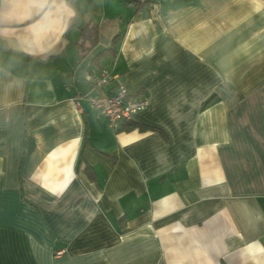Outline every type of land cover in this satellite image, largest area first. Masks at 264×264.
<instances>
[{
  "label": "crops",
  "instance_id": "obj_1",
  "mask_svg": "<svg viewBox=\"0 0 264 264\" xmlns=\"http://www.w3.org/2000/svg\"><path fill=\"white\" fill-rule=\"evenodd\" d=\"M0 264H264V0H0Z\"/></svg>",
  "mask_w": 264,
  "mask_h": 264
},
{
  "label": "built area",
  "instance_id": "obj_2",
  "mask_svg": "<svg viewBox=\"0 0 264 264\" xmlns=\"http://www.w3.org/2000/svg\"><path fill=\"white\" fill-rule=\"evenodd\" d=\"M135 5H142L151 0H130ZM113 80V76L107 70H102L99 75H93L91 83L97 88H101L105 83ZM90 104L104 115L109 126L116 130L122 121H130L133 116L146 109L148 99L144 96L136 97L132 95L125 85L117 82L111 92L100 91L98 94L89 97Z\"/></svg>",
  "mask_w": 264,
  "mask_h": 264
},
{
  "label": "trees",
  "instance_id": "obj_3",
  "mask_svg": "<svg viewBox=\"0 0 264 264\" xmlns=\"http://www.w3.org/2000/svg\"><path fill=\"white\" fill-rule=\"evenodd\" d=\"M84 36H92V40L95 42L96 40V35H97V31H96V27L94 25L90 26V27H86L84 29V33H83Z\"/></svg>",
  "mask_w": 264,
  "mask_h": 264
}]
</instances>
